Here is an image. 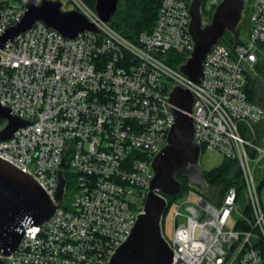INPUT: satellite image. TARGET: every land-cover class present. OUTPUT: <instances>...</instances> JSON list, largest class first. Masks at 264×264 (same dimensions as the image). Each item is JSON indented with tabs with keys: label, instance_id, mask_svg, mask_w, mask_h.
<instances>
[{
	"label": "built area",
	"instance_id": "obj_1",
	"mask_svg": "<svg viewBox=\"0 0 264 264\" xmlns=\"http://www.w3.org/2000/svg\"><path fill=\"white\" fill-rule=\"evenodd\" d=\"M74 1L98 32L69 39L37 22L0 48V103L21 118L38 117L0 140V157L32 174L51 197L57 169L65 178L53 216L27 228L4 264H107L143 212L152 158L174 121L168 98L175 84L189 85L194 96L190 115L201 152L237 162L252 215L239 226L236 187L215 203L190 185L174 200L171 238L164 237L172 264L178 257L186 264H264V185L256 176L264 180V106L247 92L264 43V0L251 2L248 31L231 45L220 38L204 57L201 83L190 84L168 58L180 52L186 61L193 48L192 0H159L153 27L135 40ZM220 1L201 0L204 23L203 8L214 11ZM24 2L0 0V35L22 18ZM7 123L0 117V130ZM67 166L77 178L68 203Z\"/></svg>",
	"mask_w": 264,
	"mask_h": 264
},
{
	"label": "water",
	"instance_id": "obj_2",
	"mask_svg": "<svg viewBox=\"0 0 264 264\" xmlns=\"http://www.w3.org/2000/svg\"><path fill=\"white\" fill-rule=\"evenodd\" d=\"M244 1H220L208 23L203 22L201 0L191 1L188 32L193 48L186 61L178 67L189 78V84L190 81L201 83L204 57L226 32L231 34L234 43L237 42ZM118 3L119 0H96L94 10L101 21L111 24ZM37 22H43L69 39L84 31L98 32L95 23L81 11L63 9L61 0H25L22 18L0 35V48ZM168 101L173 106L170 110L174 121L170 123L166 144L152 158L154 175L149 181L143 212L137 213L126 240L114 249L107 264H172L173 251L162 232L166 197L181 192L182 182L177 175L187 177L190 185L202 191L207 187L199 164L201 148L195 140L193 117L190 115L194 96L189 85L183 88L175 84ZM0 117L8 121L0 130V140L10 138L19 127L38 119L29 120L11 114L9 105L1 103ZM56 175L59 181L51 197L32 174L0 157V264H4L5 257L17 250L27 228L48 221L59 207L65 178L61 169H57ZM180 261L183 260L178 257L175 264Z\"/></svg>",
	"mask_w": 264,
	"mask_h": 264
},
{
	"label": "trees",
	"instance_id": "obj_3",
	"mask_svg": "<svg viewBox=\"0 0 264 264\" xmlns=\"http://www.w3.org/2000/svg\"><path fill=\"white\" fill-rule=\"evenodd\" d=\"M82 1L85 2V4H88L89 7L94 8L96 0ZM159 4V0H119L118 9L111 18V26L127 39L135 40L139 32L150 30L153 27L157 17ZM239 31L238 24V34ZM222 42L230 45L232 43L231 35L229 34V36L223 37ZM262 54H264V43H262ZM169 55L168 62L174 67L181 65L185 61L186 55L184 53L171 52ZM254 85L255 80H250L249 78L247 85L248 96L251 101L261 105V98H257L258 92L254 88ZM203 177L208 186H219V194H221V196L228 188L236 187L239 197H242V193L239 192L242 189L243 181L241 170L236 161L226 158L221 164L214 166L209 170H203ZM177 178L182 182V190L180 194L169 196V202L178 196H181L190 187L187 177L177 175ZM261 181V185H264V180ZM258 244L261 245L262 250H264V245H262L260 239L258 240Z\"/></svg>",
	"mask_w": 264,
	"mask_h": 264
},
{
	"label": "rangeland",
	"instance_id": "obj_4",
	"mask_svg": "<svg viewBox=\"0 0 264 264\" xmlns=\"http://www.w3.org/2000/svg\"><path fill=\"white\" fill-rule=\"evenodd\" d=\"M61 1L63 2V9H65V10L76 7V3L74 0H61ZM251 2H253V0H247L246 1L247 7H245V10L243 11L242 19L239 22V30H240L239 34H240V36H243L246 33V31H248V29H249L248 28V20H249L251 11H252V8L250 5ZM19 3H21L20 0H10V4L13 6L18 5ZM86 5H88V4H86ZM212 12H213L212 9L210 10L206 7L203 8V15L208 20L211 19ZM229 34L230 33L226 32L221 37V42H222V38L229 36ZM258 63H257L258 65L256 66L255 70L253 71V73L250 76V80H255L254 88L258 92L257 98H259V97L261 98V105L264 106V54L261 53L260 60ZM225 159H226V157L224 156V154L217 151V150H205V151L201 152V154H200L199 164H200L202 170H209L212 167L221 164ZM236 167H235V169H236ZM67 171H68L67 178H68L69 185H68V188H67L66 194H65V202L66 203H68L70 200H72L73 195L76 192V183H77L76 176H73V174L70 170V167H68V166H67ZM256 176H257V182H258L259 186H262L261 185V183H262L261 175H260L259 171L257 172ZM195 187H197V186H195ZM241 188L242 189L239 193L243 194L244 184L242 185ZM219 189H220L219 186H208L207 185L206 189L204 190L205 196L208 199L212 200L213 202L218 203L220 198H221V194H219ZM178 194H180V193H178ZM175 199H173L172 201L169 202V204H168V206L164 212L163 219H162V221H163V223H162L163 234H164V237L167 239L171 238V234H172V230H173L174 212L177 208V203L174 201ZM237 206H238V210L235 213V218L237 221H239L238 222L239 226H245L246 222L244 220L245 219L244 217H246V218L251 217L252 210H251L249 204L247 203L245 197H241L239 199ZM240 220H241V222H240Z\"/></svg>",
	"mask_w": 264,
	"mask_h": 264
}]
</instances>
